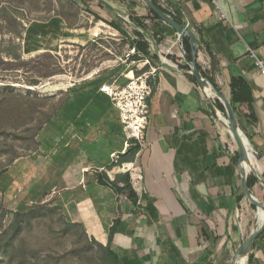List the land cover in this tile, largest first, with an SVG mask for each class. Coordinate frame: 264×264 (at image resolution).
<instances>
[{
	"label": "crops",
	"instance_id": "obj_1",
	"mask_svg": "<svg viewBox=\"0 0 264 264\" xmlns=\"http://www.w3.org/2000/svg\"><path fill=\"white\" fill-rule=\"evenodd\" d=\"M157 1L195 34L197 64L214 78V87L226 99L231 102L229 83L235 76L252 87L251 107L234 109L250 160L242 169L228 117L216 106V99L222 100L193 82L192 72L183 68V37L166 23L148 18L143 0H73L90 9L91 17L116 21L131 34L134 29L143 32L140 22L147 26L154 58L137 65L148 67L145 73L154 88L146 146L131 162L112 166L118 161L114 157L126 152V137L119 111L101 87L124 85L136 74L132 69L124 79L120 71L111 72L71 95L67 124L60 128L66 144L61 142L48 162L59 171L61 184H68L61 191L69 196L73 222L105 246L111 228L116 229L112 248L120 264H233L264 219L246 195L243 174L258 179L249 189L264 204V71L257 65L258 59L264 61V2L220 0L228 17L221 20L211 0ZM100 22L105 29L111 27ZM114 30L121 40L122 34ZM155 35L164 40L158 43ZM126 171L137 203L128 193L98 182L99 173L115 181ZM244 262L264 264V231Z\"/></svg>",
	"mask_w": 264,
	"mask_h": 264
},
{
	"label": "rangeland",
	"instance_id": "obj_2",
	"mask_svg": "<svg viewBox=\"0 0 264 264\" xmlns=\"http://www.w3.org/2000/svg\"><path fill=\"white\" fill-rule=\"evenodd\" d=\"M72 1L26 0L28 31L21 44L27 64L0 73V264H102L86 229L68 226L76 223L69 196L61 191L68 184H61L48 160L66 144L60 128L67 124L72 94L93 86L97 77L120 71L124 78L141 68L132 64V53L114 29H105ZM42 53L51 57L39 58ZM53 69L56 75L43 76ZM4 86H10L7 92ZM39 208L17 223L14 213ZM6 243L17 247L14 258L1 249Z\"/></svg>",
	"mask_w": 264,
	"mask_h": 264
},
{
	"label": "trees",
	"instance_id": "obj_3",
	"mask_svg": "<svg viewBox=\"0 0 264 264\" xmlns=\"http://www.w3.org/2000/svg\"><path fill=\"white\" fill-rule=\"evenodd\" d=\"M16 1H17V5L14 6L13 4ZM151 1L158 8H160L163 12L169 15L173 20H175L177 23L186 26V23L182 19H180L177 16H174L171 12H169L167 9L162 7L157 0H151ZM259 1L264 2V0H259ZM2 2L4 4L0 3V73H7L11 70H22L27 64V61L23 58V47L21 44V41L24 40V33L28 31L26 27L27 17L22 11V8H24L22 6L25 4L26 0H4ZM74 4L76 3L74 2ZM147 10L149 13L148 18H151L152 20H157L160 23H164L163 20L160 18V16L157 13H155L152 9H150L148 6H147ZM88 12H91L90 9L88 10ZM93 15L96 21H103L122 34L121 41L123 42V44L128 45V49L130 51L132 50L135 51L132 55L129 56L131 61H143V60H150L151 58H154V54L151 51L152 45L146 39L147 26L144 24V22H140V26L143 32L140 31L139 29H134L131 34L128 31H126L116 21H109L96 14H93ZM127 25L130 26L131 23L129 22ZM155 37L157 38L158 43L164 40V37L162 36L155 35ZM182 42H183V49L185 51V59L187 62V65L184 66L183 68L187 71L192 72V67L190 63L193 60V55H192V46L190 43L189 36L183 37ZM42 57H51V53H42V55H39V58H42ZM212 58H213V63H215L214 62L215 57L213 55H212ZM198 68L202 76L204 78H208L212 82V84L216 88H218L214 78L210 76V74L204 72L199 65H198ZM147 71H148V67L146 66L139 71L135 69L134 72L136 76H140ZM37 72L40 74V71H37ZM56 74H57L56 70L53 69L52 71L48 70V72L43 76L46 78H49ZM39 76L41 77V75ZM190 78L193 80V82H195L196 84H199L197 79L192 74H190ZM34 84H37V81H35ZM9 88L10 86H4L1 89V91L7 92ZM229 90L231 92V104L233 105V108L235 110L237 109L236 108L237 106L248 105L249 107H251L252 99H253V90L249 82L245 78L241 76L233 77L229 83ZM216 106L225 114V116H227L226 108L219 99H216ZM251 116H252V113H251ZM139 151H140L139 145L135 141H131L129 146L126 149V152L122 153L119 156L118 161L114 163L112 166H116V165L120 166L123 163L131 162L133 159L136 158ZM238 157H239V154H238ZM109 168H111V166ZM97 176H98V182L100 185L109 187L119 193L126 192L130 195L131 198H133V201L137 203L136 192L133 188L129 173H125L123 176H121L118 180H115V181H112L105 172L99 173ZM256 182H258V179L256 177H254L253 175L248 176L247 183L250 188ZM120 183L124 184V187H121L119 185ZM262 186L264 187V175L262 179ZM41 210L43 209L39 208L29 213H24V214L14 213V215L15 217H17V223H19L21 220L22 222L23 220L26 221L25 218L29 217L28 215L40 213ZM48 210L50 211L51 209H48ZM68 226L83 228V226L79 223H75V224L72 223V224H69ZM115 232H116V229L112 227L110 230L109 244L107 246L93 239V241L98 245V248L102 255L101 256L102 264H120L118 254L115 253V251L112 248V242H113ZM18 234H19V231H16L15 236H18ZM9 246L10 247H8V243H6L5 246L3 247L1 245V249H5L7 255L9 254L11 255L9 257L14 258V256L18 254L17 247L15 246L14 243H11V245ZM7 248H8V251H7Z\"/></svg>",
	"mask_w": 264,
	"mask_h": 264
},
{
	"label": "built area",
	"instance_id": "obj_4",
	"mask_svg": "<svg viewBox=\"0 0 264 264\" xmlns=\"http://www.w3.org/2000/svg\"><path fill=\"white\" fill-rule=\"evenodd\" d=\"M211 1L216 6L220 19H228L227 15L222 10L220 0ZM134 52L133 50L132 53ZM252 55L255 56L253 52ZM146 61L148 62V60ZM141 62L142 61H133V64L140 66L143 64ZM257 65L264 71V61L258 59ZM127 80V83L124 85L107 83L101 87V92L110 97L119 111L120 120L126 137V147L129 146L131 141H135L141 150L146 146V134L149 125V99L153 94L154 88L150 81L149 73H144L140 76L132 75V77ZM251 153L256 157L257 153L255 151L252 150ZM122 169L125 168L122 166ZM126 173H128V171H126ZM120 186L124 187V184H120Z\"/></svg>",
	"mask_w": 264,
	"mask_h": 264
},
{
	"label": "water",
	"instance_id": "obj_5",
	"mask_svg": "<svg viewBox=\"0 0 264 264\" xmlns=\"http://www.w3.org/2000/svg\"><path fill=\"white\" fill-rule=\"evenodd\" d=\"M143 2L150 8L152 9L155 13H157L160 18L163 20L164 23H166L167 25H169L170 27H172L177 33L178 35L182 38L185 36H189L190 38V43L192 46V55H193V60L190 63L191 67H192V75L197 79L198 83L206 90V91H211L213 94H215L216 96H218L222 102L225 105L226 108V112H227V117H228V121L229 124L231 126V131L234 134L238 144H239V148H240V158H239V162H240V166L243 169L244 165L250 160V156H249V151H248V147L245 143V141L243 140V138L241 137L239 130L237 128V116L235 113V110L233 108V105L231 104V102L226 99L212 84V82L208 79V78H204L198 68V64H197V53H198V40L197 37L195 36V34L191 31V29H189L188 26L185 25H181L179 23H177L175 20H173L169 15H167L165 12H163L160 8H158L151 0H143ZM243 174L245 176V191H246V195L248 197V199L251 201L252 204H254L258 209H262L264 211V204L257 201L255 199V197L251 194V191L249 189L248 183H247V179H246V174L243 171ZM264 231V219H263V223L261 225V227L253 232L249 238L246 240V242L244 243V245L239 249L236 258L233 262V264H237L239 262V259H245L249 252L250 249L254 243V241L257 239V237Z\"/></svg>",
	"mask_w": 264,
	"mask_h": 264
},
{
	"label": "bare ground",
	"instance_id": "obj_6",
	"mask_svg": "<svg viewBox=\"0 0 264 264\" xmlns=\"http://www.w3.org/2000/svg\"><path fill=\"white\" fill-rule=\"evenodd\" d=\"M259 215H260V219L264 216V211L262 209H259Z\"/></svg>",
	"mask_w": 264,
	"mask_h": 264
}]
</instances>
